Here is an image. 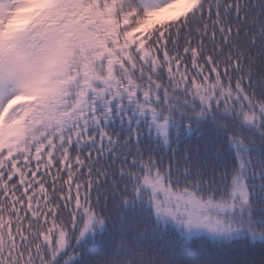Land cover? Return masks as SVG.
<instances>
[{
	"label": "snow or ice",
	"instance_id": "obj_1",
	"mask_svg": "<svg viewBox=\"0 0 264 264\" xmlns=\"http://www.w3.org/2000/svg\"><path fill=\"white\" fill-rule=\"evenodd\" d=\"M0 264H264V0H0Z\"/></svg>",
	"mask_w": 264,
	"mask_h": 264
}]
</instances>
